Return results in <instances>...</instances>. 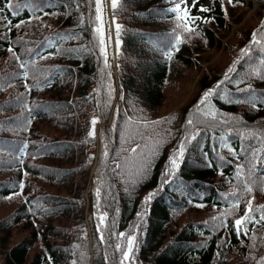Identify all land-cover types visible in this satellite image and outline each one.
I'll list each match as a JSON object with an SVG mask.
<instances>
[{"label":"trees","instance_id":"1","mask_svg":"<svg viewBox=\"0 0 264 264\" xmlns=\"http://www.w3.org/2000/svg\"><path fill=\"white\" fill-rule=\"evenodd\" d=\"M168 2L120 0L117 77L108 64L110 39L95 29L94 0H12L16 17L4 8L13 25L24 23L0 28V264H120L129 234L137 240L125 264H264V221L255 222L264 215V48L251 41L264 8L229 42L232 23H239L230 9L243 0L229 9L218 0L209 22L197 20L191 33L178 28L183 22ZM257 38L264 44V33ZM223 41L236 45L231 59L223 54L205 66L214 58L205 54ZM47 47L50 58L35 65L34 55ZM233 66L230 82L217 88ZM194 70L203 72L197 93L179 107L186 96L180 87ZM117 84L127 113L118 96L119 111L106 124ZM249 88L256 107L237 102L248 99ZM209 90L208 102L197 106ZM93 118L102 125L88 232ZM181 142L179 167L161 187ZM21 182L23 195L9 198ZM249 201L254 220L237 235L234 221ZM17 234L22 238L11 244Z\"/></svg>","mask_w":264,"mask_h":264},{"label":"snow or ice","instance_id":"2","mask_svg":"<svg viewBox=\"0 0 264 264\" xmlns=\"http://www.w3.org/2000/svg\"><path fill=\"white\" fill-rule=\"evenodd\" d=\"M96 3H97L96 11H97V13H99L101 11L100 6H99L100 5V0H96ZM227 3L229 5H234L236 3H239V0H227ZM117 4H118V0H111L112 8H116ZM182 4L184 5L183 9L181 8ZM197 4H198V0H176V4H175V7L172 9V12L177 14V19L178 20L184 21V23L178 25V28H180L181 30H183L185 32L191 33V32H194L195 29L190 27V25L196 23L197 20H204L205 22H208V18H204V17H194V16H192L189 19V16H190L189 8L190 7H196ZM11 5H12V0H8L7 4H4L3 6H0V28L7 27L9 32L11 31L12 27L19 28V27H21V24L24 23V21H19L15 25H13L12 20L10 18H8L7 16L3 15L5 7H9L11 9L10 10V16L16 17V16L20 15L19 8L12 9ZM221 6L223 8V0H221ZM198 10L203 13V12H209L211 9L207 8V7H200ZM181 11H183V16L179 15V13ZM224 11H225V14H227L226 9H224ZM50 14L51 13H49V12H44V15H50ZM97 19L98 20L100 19L99 15L97 16ZM99 31L100 30L97 29V32H99ZM259 33H264V23H262L260 29H258L256 32H253L252 35H251L252 43L256 44V45H260L261 48H264V44L261 43V39L257 38ZM198 34L199 33H197V35ZM118 35H119V25H117V36ZM180 42L181 41H180L179 37H177V44H179ZM104 43H105V41L103 39H101L100 40V44L103 45ZM117 43H119V41H117ZM8 51H13V49L9 48ZM101 51L103 52L104 49L102 48ZM248 51H249V49H242L241 50V54L242 55H247ZM169 56H171V53H169ZM16 58L19 59V57H16ZM41 58L42 59H46L48 57L47 56H41ZM20 67L23 68L24 64H21ZM233 71H234V66L233 67H229L228 70H227V73L225 74L224 80L218 82L216 87L219 88L220 85L222 83H224V81H229L230 82V76L228 74L232 73ZM24 76L27 77V73L26 72L24 73ZM241 91H243V89ZM248 91H249L248 99L243 100V99H239L238 98L237 102L238 103H249L253 107H256L257 106L256 105V98L252 94L251 88H249ZM212 95H213V91L212 90L206 91L203 94V96L201 97V99L197 102V106L207 103L209 97H211ZM116 111L118 112L119 109H117ZM205 115L206 116H212L214 118V114H212V113H205ZM97 123H98V118H93L91 120V125L93 126V128L89 132V136L90 137H94L95 136V125ZM187 123L189 125H192L193 121L192 120H188ZM145 126H147V125H145ZM185 139H187V137ZM192 139H195V136H193ZM184 148H185L184 142H181V144L177 148L176 153H174L173 157H171L169 159L170 167L163 173L164 179H163L161 187H163V185H167V184H169L171 182L169 177L174 175L175 171L178 169L179 164H178L177 161L183 156ZM132 151L136 152L137 149L134 148V149H132ZM209 166H211L210 162H209ZM119 167H120V165H117V168H119ZM23 187H24V184L21 182L19 184V191H14L12 194H10L9 198H11L12 196H15V195H23ZM261 190H264V188H262ZM247 191L251 192L252 189L248 188ZM97 194H99V190H98ZM153 195H155V193L149 194V196L146 197V202L150 201L152 199ZM238 203H239V201L236 202L237 206H238ZM261 210L264 211V206H261ZM252 212H253V208L251 206V201H249L247 210L245 212V215L242 218L236 219L234 221V228H235V231H236L237 235H240L241 231H243V233L245 235L247 234L248 229H247L246 225L249 224V223H252L253 220H254L253 216L251 215ZM106 216H107V213H105L104 215H102L100 217V220H101L102 224H103ZM216 219H218V218H216ZM262 221H264V215H262L259 218V220L255 221V222L256 223H260ZM221 226H224V225H221ZM119 235L121 237L125 236L124 233H120ZM99 238H100L101 241H103V239H104L103 233L100 234ZM136 240H137V237L135 235L129 234L127 236V250L123 252V259L120 261V264H125L126 261H131L133 259L134 245H135ZM117 249L120 250L119 246H117Z\"/></svg>","mask_w":264,"mask_h":264},{"label":"rangeland","instance_id":"3","mask_svg":"<svg viewBox=\"0 0 264 264\" xmlns=\"http://www.w3.org/2000/svg\"><path fill=\"white\" fill-rule=\"evenodd\" d=\"M260 3V2H259ZM259 3L255 2L253 5H251L249 8L246 7H240L239 5L236 7H233V9H230L231 12V20H235L237 19V21H239L238 24H233L231 25V31L228 34V41H232L233 37L231 35H233L235 32H238L240 30V27H244V26H253L256 24V22L258 21V16L260 14V8H259ZM235 13V15H233ZM227 42L223 41V44L221 45V48L218 49H212V51L207 52L205 54V57H211L214 56V58L212 59V61L210 63H206V65H209L211 63H214L215 61L219 60V58L222 56L224 57L223 54H226L227 57H229V59H231V55L233 53V50L235 49L236 45H232V43H228V47L226 48ZM224 48H226L224 50ZM204 66H203V70H204ZM177 71L179 72H185L184 69H178ZM202 71H191L190 75H192V77L190 78V83L186 84V85H181V89L186 91V96L182 99V101L180 102V104L178 105L179 107L183 106L188 100L191 99V97L197 93L198 90V80L201 78L202 76ZM175 76V75H174ZM172 76V78L174 77ZM173 83H171L170 85V92H173V90L175 89V85H178L176 83H174V80L172 81ZM177 90V89H176ZM175 90V91H176ZM184 91V92H185ZM170 95V93H167L166 96L168 97ZM178 107V108H179ZM71 167H74V161L71 163H68ZM53 189L56 190V187H54ZM2 214H0L1 216ZM20 233V232H19ZM21 234V233H20ZM22 237L19 236V234L17 235H13L10 238V243L11 244H16L19 242V240Z\"/></svg>","mask_w":264,"mask_h":264}]
</instances>
